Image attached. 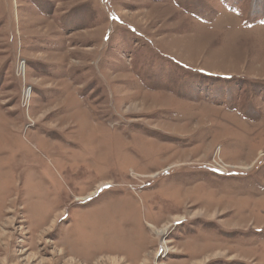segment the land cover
<instances>
[{
  "label": "rangeland",
  "instance_id": "1",
  "mask_svg": "<svg viewBox=\"0 0 264 264\" xmlns=\"http://www.w3.org/2000/svg\"><path fill=\"white\" fill-rule=\"evenodd\" d=\"M0 264H264V0H0Z\"/></svg>",
  "mask_w": 264,
  "mask_h": 264
},
{
  "label": "bare ground",
  "instance_id": "2",
  "mask_svg": "<svg viewBox=\"0 0 264 264\" xmlns=\"http://www.w3.org/2000/svg\"><path fill=\"white\" fill-rule=\"evenodd\" d=\"M27 94H29V91L27 92ZM151 226H152V225H151ZM155 228H156V227H155ZM166 231H167V227H166V226L163 227V228H158V229H157V232H158L159 235H163V234H165ZM165 244H166V243H165ZM161 247L163 248V251L168 249V246L164 245L163 243H162V246H161Z\"/></svg>",
  "mask_w": 264,
  "mask_h": 264
}]
</instances>
